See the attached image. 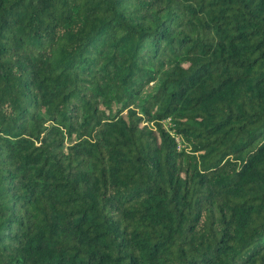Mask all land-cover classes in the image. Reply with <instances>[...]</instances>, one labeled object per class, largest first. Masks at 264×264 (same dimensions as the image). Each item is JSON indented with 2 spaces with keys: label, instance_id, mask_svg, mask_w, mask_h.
Masks as SVG:
<instances>
[{
  "label": "trees",
  "instance_id": "obj_1",
  "mask_svg": "<svg viewBox=\"0 0 264 264\" xmlns=\"http://www.w3.org/2000/svg\"><path fill=\"white\" fill-rule=\"evenodd\" d=\"M0 264H264V0H0Z\"/></svg>",
  "mask_w": 264,
  "mask_h": 264
}]
</instances>
